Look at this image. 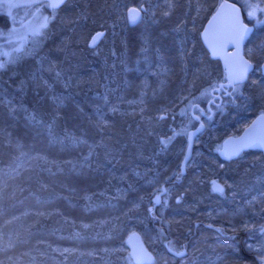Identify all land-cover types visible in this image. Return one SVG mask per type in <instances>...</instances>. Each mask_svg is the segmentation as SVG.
Listing matches in <instances>:
<instances>
[{"label": "rangeland", "instance_id": "374dc122", "mask_svg": "<svg viewBox=\"0 0 264 264\" xmlns=\"http://www.w3.org/2000/svg\"><path fill=\"white\" fill-rule=\"evenodd\" d=\"M220 1L69 0L50 12L45 9L48 3L41 2L36 15L35 6L25 4L22 12L29 22L18 36L36 31V50L25 47L29 64L21 69L8 70L9 63L0 68V151L5 159L0 161V264H132L126 238L133 230L142 232L156 254L151 264H171L176 260L163 248L167 236L171 237V246L180 249L193 234L188 256L176 264H225L230 255L235 260L240 254L238 243L229 242L221 232L208 227L214 224L239 234L249 231L250 237L242 239L247 249L264 255V154L246 150L229 161L216 154L226 136L242 132L264 110V77L260 69L264 31L260 27L254 37L257 43H252L248 51L259 68L249 81L233 89V96L224 102L214 104L211 117L209 114L199 120L190 116L191 104L207 100L211 89L224 80L222 67L211 68L197 45L205 22ZM238 1L251 20H259L264 13V0ZM133 6L142 9V18L129 28L127 10ZM6 10L19 20L21 13L16 17L10 14L18 7L8 5ZM97 33L104 35L90 46ZM17 47L20 50L18 45L10 44L8 50L15 51ZM88 69L102 88L92 96L99 128L106 127L109 118L122 120L137 114L142 124L135 129L132 123L127 126L133 130L127 141L122 137L113 144H94L98 150L101 146L100 163H94L92 149H79L81 143L75 144L76 138L67 130L65 143L66 139L55 136L57 126L49 123L51 137L47 146L63 153L64 163L68 164L59 168L57 164L56 171L70 172L76 165L83 174L84 186L89 188L83 195V210L69 211V205H61V197L73 203L80 200L73 193L71 180L61 186L64 192L56 191L38 211L31 207L12 214L10 198L16 196L30 174L27 170L36 169V154L23 157L16 153L11 159L12 155L3 150L9 144L8 136L16 133L18 124L24 126L33 136L34 151L36 128L43 131L41 119L47 116L41 109L46 98L49 95L52 104L69 100L67 84L79 80L78 73ZM186 101L191 104L182 118L178 111ZM200 111L198 108L195 113ZM49 115L57 118L54 112ZM201 121L206 128L195 141L186 175L181 182L167 185L155 210L165 228L149 225L146 205L153 207V199L163 184L172 181L181 169L188 132ZM132 151L137 160L132 157L128 164L124 155ZM79 152L83 162L77 161ZM68 175H63L62 180ZM212 181L223 186V193L212 190ZM54 214L62 216V224L53 229L47 221ZM197 221L208 226L196 229ZM40 222L46 225L39 230Z\"/></svg>", "mask_w": 264, "mask_h": 264}, {"label": "trees", "instance_id": "16d2710c", "mask_svg": "<svg viewBox=\"0 0 264 264\" xmlns=\"http://www.w3.org/2000/svg\"><path fill=\"white\" fill-rule=\"evenodd\" d=\"M45 9L48 12L52 11V9H50L48 4H46ZM133 27L134 26L129 25V28H133ZM198 40L199 41L197 42V45L199 46L200 50L203 52L204 56L209 60L211 68L214 67L218 69L222 67L221 63L218 60L211 58L210 54L204 47L201 38L199 39L198 37ZM35 56L36 55H34V57ZM27 64H29L28 60H26L24 57L23 58L20 57L19 59H16L14 61H11V63H9L8 70L13 69L14 67L21 69ZM77 78L79 80H74L73 83L70 82L69 84H67L69 85L70 88L69 90L71 91V96L69 97V100L66 101V99L63 97L61 99H65V100L62 104L61 103L52 104L51 100H49L50 98H48L50 96L48 95V97L45 100L44 106H41L42 107L41 109L44 110L43 113H45L47 116H42L43 118L41 119L42 124L40 125L42 126L43 131L41 132V130H38V128H36V149L34 151H31V147L33 148L32 146L33 136L27 128H24V126L18 124L15 127L16 133L14 132L13 134L8 136L9 144L7 147H4L3 150H5V152L10 156L12 155L11 159L14 157L16 153L23 154V157H25L26 155L29 156L28 154L32 152L36 154V169L27 170V172H30V174L24 180L22 185L19 187L20 191L18 190L16 196L14 197L12 196V198H10L13 205L11 209L12 211L10 210L12 214L23 212L25 211V208L30 209L31 207H36V211H38L39 208L42 207V202L45 200H50L48 198L53 196V194L56 191L64 192L65 189H62L61 186L64 185L66 181L68 182L71 180L72 182H74V184L70 185L75 189L73 193L77 197H80V200L78 199L79 201L73 203L67 201L65 199L66 196L63 199L60 196L63 203L61 205L66 204L63 207H68L69 205L68 208L70 209L69 211L83 210L82 209L84 207L83 195L86 193L87 190H89V188L88 186H84L85 182L83 180V174L78 172L77 169L78 167L76 165L73 166L74 170L73 171L70 170V172L64 169L60 170L59 172L56 171L57 164H58V168L66 167V165L68 164H65L66 162L64 163L63 153L59 154L55 149L48 148L47 146V142L51 137L49 136L50 134L48 133V129H47L49 123L54 124V126H57L58 128V133L56 134L55 131V136H59L61 138L63 137L64 139H66L65 131L67 130L69 135L71 136L74 135V137L76 138L75 144L81 143L79 149H84V150L92 149L93 152L91 151L92 152L91 161H93L94 163H98L99 158L101 156V153L99 152L101 151V146H100V150H98L97 148L96 149L94 148L93 146L94 144H101V142L104 141L113 144L117 139H122V137L124 138L123 141H127L129 139L126 138H130L133 134V130H129L127 126L130 123H132V127H134L135 129L136 125L142 124L140 122V116L138 114L134 117L126 116L122 120L118 118H109V124L106 127H102L105 129L104 131H102L101 130L102 128H99L97 124L98 118L95 112V103L92 100L93 93H95L98 90H101L102 88L100 87V84L97 83L98 81L94 78V75L91 74L90 69L84 71L81 70L78 73ZM197 92H200V90H198ZM195 96H198V94H195ZM209 99L210 97L207 100L206 99L197 100L195 103H193V105L188 101L184 102L183 104H181L180 106L181 108L178 111L179 116L183 118L184 111L185 110L188 111L187 108L188 106H190V104H191L190 116H192L193 115L192 106L196 104L197 107L195 108V110L198 108L201 110V107H204L206 109V113H208L207 115L210 114L211 117L212 116L211 110H209L207 107ZM213 106L214 104H211V107ZM50 111L56 113L57 118H54L52 115H49ZM200 113H202V111H200ZM113 120H115L117 123L115 124ZM99 124L101 125L100 122ZM125 134L127 135L126 137L123 136ZM14 141H16V143ZM64 141L65 143H68L67 139ZM19 146H21V148H19ZM129 148H130V144L128 143V145L126 146V151H128ZM71 149H73V144ZM134 152L135 151H132V153L130 154L127 153L126 155H124V158L127 159L128 164H131L130 158L132 157L134 158L133 160L135 161L136 157L133 156ZM80 154H81L80 152L77 153V155ZM216 154L218 155V151H216ZM4 160L5 159L3 152L0 151V161L5 162ZM77 161L83 162L84 157L82 158V156L80 155V158H78ZM121 163L123 164V161H121ZM180 170L178 169L176 171L172 181L165 182L166 186L171 185L175 182L182 181L184 175L186 174L180 173ZM74 171L76 172V174L74 173ZM65 174H69V175L64 176L65 180H62V176ZM105 184L106 187L109 186V183L105 182ZM66 195L71 196L70 193L69 194L66 193ZM151 201L152 199L149 201V203ZM33 202H36V206ZM154 202L155 201L153 199L154 205L151 208L150 205L148 206L146 205V212L149 218L148 224L149 225L153 224L158 228H165L162 220L159 221L158 220L159 217L154 214L156 213L155 208H157V206L159 207V204L157 205L156 202L155 203ZM60 217L62 216H60L59 214L51 215V218L49 219V221H47L49 223L48 226L54 229L58 225H61L62 222ZM154 219L158 220V222L154 223L155 221ZM45 225L46 222L38 223V227H40L39 230L44 228ZM219 229H221L219 230V232H221L223 237H226V239L231 243H238L239 246L242 245L241 241L244 238V236L247 235L246 237H250L248 235L250 234L249 231H244L242 232V234H239L238 231H234V232L226 231L224 227L221 226H219ZM163 248L165 249V247ZM128 256H129V261H131V263L134 264L133 262L134 258L131 256V254H129Z\"/></svg>", "mask_w": 264, "mask_h": 264}, {"label": "water", "instance_id": "95a60500", "mask_svg": "<svg viewBox=\"0 0 264 264\" xmlns=\"http://www.w3.org/2000/svg\"><path fill=\"white\" fill-rule=\"evenodd\" d=\"M66 1L50 0L49 6L52 9H56L64 5ZM53 5L58 6L53 7ZM132 9L139 8L135 6L130 7L127 10V16ZM141 18L142 11L140 12L138 22H140ZM254 29L255 27L253 25L245 21L243 9L239 3L235 0H222L201 32V38L210 52L211 57L220 59L222 62L228 78L225 83L227 86H234L237 83L247 81L250 73L255 68V63L245 54L246 42ZM262 71L264 72V63L262 65ZM230 81L233 83H230ZM205 128L206 124L201 121L195 128L190 129L188 132L187 150L181 164V172L183 174L186 173V165L193 156L195 141ZM251 149L264 151V112L256 115L239 134H231L225 137L221 147L218 149V155L221 160L229 161L240 156L242 152ZM234 151L236 152L235 155L232 154ZM163 189L166 190V185L164 184ZM154 201L156 204H159L157 203V198H154ZM126 243L130 248V253L134 257L136 264H150L155 261V254L147 246L139 230L132 231L126 238ZM168 250L174 255L176 253H182V255L177 256H183V253H187L185 249L177 252L168 247Z\"/></svg>", "mask_w": 264, "mask_h": 264}, {"label": "flooded vegetation", "instance_id": "af4514ba", "mask_svg": "<svg viewBox=\"0 0 264 264\" xmlns=\"http://www.w3.org/2000/svg\"><path fill=\"white\" fill-rule=\"evenodd\" d=\"M67 1H69V0H67ZM235 1H238V0H235ZM41 2H46L49 5L50 0H0V9H4V12H0V61L3 62V67H0V68H4L6 64H8L11 61H14L16 59H19L20 57L25 58V56H24L25 47H28V48L31 47L32 48L31 51L36 50L35 49L36 48V40H35V35H34L36 33V31L29 32V33L26 32L27 35L24 34L22 36H20V35L18 36V32H19V30L24 29L26 27L27 23L29 22V18L25 19V17H26L25 13L22 12V11H24L25 4H27L29 6L30 5L35 6L34 7V14L36 15V13L38 14L39 10L41 9ZM220 3H221V1H220ZM237 3H239L242 6L240 1H238ZM7 4L9 6H12V7L15 6V7L19 8V10H15L14 13L12 12L13 10L10 11L11 16H13V17L18 16L21 13L17 17V18H19L18 21L13 19L12 17H10V15L7 13V10H6V6H8ZM217 7H218V5H217ZM242 9L244 12L245 21L247 23H249L250 25H253L255 27L253 33L251 34V36L249 37V39L247 40L246 45H245V54L248 56L249 47L252 45V43L253 44L257 43V41H254V39H255L254 37L256 34H258V27L261 28L260 31H262V30L264 31V13H261V15L258 16L259 20L256 21V20H251V19L247 18V15H246V12H245L243 6H242ZM212 13H211V15H212ZM127 22H129L128 16H127ZM137 24H135V25H137ZM135 25H130V26H135ZM4 30H7L9 32H5ZM30 35H33V36H30ZM10 44L18 45L20 50L17 47V49H15V51L9 52L8 45H10ZM230 50H233V49H230ZM2 53H6V54H2ZM33 55H35V53H33ZM250 59L255 63V68L250 73V77H251L252 73H254L255 70L259 68V66L255 62V60H253L252 58H250ZM215 60H218V59H215ZM218 61L221 63L220 60H218ZM263 63H264V61L261 63L260 69H261V74L264 77V72L262 71ZM221 66H222V63H221ZM223 77H224V80L219 81L218 84L216 86H214L210 91L211 97L208 101L207 107L209 110H211V115L213 114V109L211 107V104L224 102L225 100H227L226 97L232 95L231 91L233 89L237 88L239 85L246 84V82H248L250 79V77H249V79L243 83H237L234 86H227L225 83L228 80V78H227L225 71H224ZM5 80H7V79H5ZM222 83H223V85H222ZM224 98H226V99H224ZM194 107L196 108L197 105L195 104ZM195 108L193 110V115L195 117H197L199 120H203V117L208 116L206 113V109L204 107H201V111H202L201 114L195 113ZM261 112H264V110ZM261 112H259V113H261ZM258 151H261L264 154V151H262V150H258ZM164 185H166V184H164ZM166 191H167V187H166ZM166 191L162 187L161 192H159L155 198L159 197V201L161 202L163 200L164 195L166 194ZM162 192H164V193H162ZM160 202H159V205L161 204ZM157 208H158V206H157ZM157 208H155V209H157ZM200 225L208 226V225H206L200 221H197L196 226H195L196 229ZM208 227H210L211 229L215 228L218 232H219V230H221V229H219V226L215 225V224H214V226L209 225ZM196 229L194 231L195 233L197 232ZM193 235H196V234H193ZM192 236L183 242L182 248H180V249L173 248L171 246V237H167V239L163 245H164L167 253L172 258L173 257L176 258L175 261H173V262L171 261V264H176L180 261V258L188 256V254H189V251H188L189 250V243H190ZM246 240H247V242H249L248 239H246ZM145 242H146L147 246L150 248V250L152 251L151 247L149 246V244L147 243L146 240H145ZM245 243H246V241H243V240L241 241L242 245L239 246L240 254L235 257V260H234V256L230 255V256L226 257L225 264H231V263H236V264H264V255L260 254L257 251L247 249ZM168 247L176 250L177 252H180V251L186 249L187 253H183L184 254L183 256H177V255L170 253V251L168 250ZM226 253L230 254V251H227ZM155 260H156V254H155Z\"/></svg>", "mask_w": 264, "mask_h": 264}, {"label": "snow or ice", "instance_id": "6c2138e0", "mask_svg": "<svg viewBox=\"0 0 264 264\" xmlns=\"http://www.w3.org/2000/svg\"><path fill=\"white\" fill-rule=\"evenodd\" d=\"M61 2H62V0H61ZM56 6H58V5H53V7H56ZM141 11H142V9L130 10L129 15H128L129 22L132 24H136L140 19V12ZM103 35H104L103 33H97L95 36H93L91 39V42H90V46H95L99 42V40L102 39ZM0 67H3V64H0ZM230 83H233V82L230 81ZM232 154L235 155L236 152L234 151ZM229 158H231V157H229ZM212 190L214 192L223 193L224 188L222 185L218 184L216 181H212ZM157 203H159V197H157ZM176 255H182V253H176Z\"/></svg>", "mask_w": 264, "mask_h": 264}]
</instances>
